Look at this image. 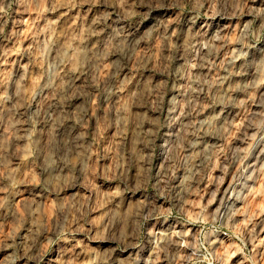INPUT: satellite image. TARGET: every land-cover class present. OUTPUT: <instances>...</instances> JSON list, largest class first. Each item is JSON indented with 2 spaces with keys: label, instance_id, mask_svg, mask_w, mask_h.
<instances>
[{
  "label": "rangeland",
  "instance_id": "374dc122",
  "mask_svg": "<svg viewBox=\"0 0 264 264\" xmlns=\"http://www.w3.org/2000/svg\"><path fill=\"white\" fill-rule=\"evenodd\" d=\"M101 40L57 142L47 100ZM263 89L264 0H0V264H264Z\"/></svg>",
  "mask_w": 264,
  "mask_h": 264
},
{
  "label": "bare ground",
  "instance_id": "6f19581e",
  "mask_svg": "<svg viewBox=\"0 0 264 264\" xmlns=\"http://www.w3.org/2000/svg\"><path fill=\"white\" fill-rule=\"evenodd\" d=\"M98 18V17H96ZM100 18V17H99ZM159 18V17H158ZM100 20V19H99ZM159 20V19H158ZM222 20V19H221ZM93 22V21H92ZM99 22V21H98ZM98 22H95L96 24H99ZM162 22V21H160ZM221 21L214 22L213 26L210 24H207V30H211L213 28V31H219L221 29ZM95 25V24H94ZM98 26V25H97ZM101 26V25H100ZM216 26V29H215ZM127 27V26H126ZM167 28V27H166ZM97 29V28H96ZM138 28L134 26H130L127 28H123L119 33H116L115 36L119 37L120 35H123V38L121 37L122 41L124 42V52L128 51L129 49L131 50V45L138 40ZM171 30V29H170ZM189 30V29H188ZM99 31V30H98ZM117 31V30H116ZM222 31V30H221ZM171 32V31H170ZM97 33V32H96ZM94 35V33H93ZM97 37H100L99 35H96ZM213 36V35H212ZM102 37V35H101ZM104 37V36H103ZM109 37V36H108ZM107 37V38H108ZM106 38V39H107ZM104 39V38H102ZM111 39V38H109ZM108 39V40H109ZM117 39V38H116ZM120 39V40H121ZM99 40V39H98ZM115 40V39H114ZM107 40H105L106 43ZM108 42V41H107ZM106 45V44H105ZM103 48H104V43L103 41H93V43H88L87 44V51L84 54H81L80 57V64L77 67H69V68H64L61 73V85L58 88V91L55 93L54 96L50 97L48 101V105L45 108V119L48 125H50L51 134L54 136L55 141L61 142L64 144H69L76 139V129H75V124L76 121L82 117L83 112L81 108L79 107V104H81V100L86 96H84V93H91L90 88L92 81H90L91 76H93V65L100 63L103 60ZM254 52V51H253ZM240 55V54H239ZM236 56V55H235ZM234 56V57H235ZM182 58V57H181ZM237 58V57H236ZM233 59V58H232ZM188 63V61H186ZM189 64V63H188ZM241 64V63H240ZM185 66V65H184ZM188 67V66H187ZM191 67V65L189 66ZM185 69V67L183 68ZM180 70V69H179ZM241 70V69H240ZM184 72V71H183ZM179 73V72H178ZM183 76V75H182ZM181 77V76H180ZM93 80V79H92ZM90 81V82H89ZM181 81V80H180ZM96 87V86H95ZM93 88V87H92ZM263 88V87H262ZM238 89V88H237ZM176 91L179 90L175 88ZM174 90V92H175ZM264 90V89H263ZM93 91V90H92ZM119 90H116L114 94H111L110 97H116V94ZM172 91V90H171ZM96 92V91H95ZM238 93V92H237ZM263 93V92H262ZM104 94V93H103ZM173 96H177L178 93H172ZM225 94V93H224ZM94 95V93H93ZM102 95V94H101ZM227 95H231V92L227 91ZM226 95V96H227ZM68 96V98L66 97ZM106 96V94H104ZM223 96V94H222ZM225 96V95H224ZM43 97V94L40 96L39 99ZM100 97V96H99ZM254 97V96H253ZM256 97V96H255ZM87 100L89 97H86ZM100 99V98H99ZM103 99V98H102ZM105 99V98H104ZM108 99V97H106ZM114 99V98H112ZM175 99V98H174ZM86 100V99H85ZM86 100V101H87ZM172 100V99H171ZM39 101V100H38ZM84 101V100H83ZM85 102V101H84ZM230 103V101H229ZM171 106V105H170ZM224 106V105H223ZM223 106L221 108H223ZM171 108V107H169ZM174 108V107H173ZM18 115H22L25 112V109L23 107L18 108ZM85 111V110H84ZM88 111V110H87ZM86 111V112H87ZM222 111L226 112V109H223ZM221 111V113H223ZM171 112V114H170ZM220 112V111H219ZM228 112V111H227ZM167 113V112H166ZM175 113V114H174ZM17 114V112H16ZM168 115L171 118V121H174L173 119H181V113H178V118L176 117L177 112L174 110H169L168 109ZM180 115V116H179ZM224 115V114H223ZM86 117V116H84ZM224 117V116H223ZM226 117V116H225ZM222 118V115H221ZM233 118V117H232ZM22 121L24 118H21ZM20 117L16 120V125L19 130L22 129L23 123L21 122ZM83 119V118H82ZM179 120V121H180ZM25 121V120H24ZM82 121V120H80ZM79 121V123H80ZM180 123V122H179ZM82 125V124H81ZM83 127V126H82ZM80 131V130H79ZM205 131V130H204ZM203 131V132H204ZM205 133V132H204ZM210 133V132H209ZM207 134V133H206ZM168 135V134H167ZM166 134L164 135V139L162 142L161 146V152L160 156L161 158L165 155V153L168 151L170 143L168 142V136ZM206 136V135H205ZM163 138V137H162ZM78 140V139H77ZM79 141V140H78ZM81 142V141H80ZM71 145V144H70ZM261 148V147H260ZM62 168L64 166H55L52 168V172L57 173L61 172ZM185 184V183H184ZM187 184V183H186ZM189 184V183H188ZM182 187V185H181ZM185 188V187H184ZM207 191V190H206ZM212 193V192H211ZM37 195L39 193L37 192ZM234 202V201H233ZM232 202V203H233ZM264 227V226H263ZM172 226L168 225L166 228H163L164 230L160 232V238H166L167 236H170V233L173 232L174 230L171 229ZM178 233V231H177ZM184 236V235H183ZM151 239V238H150ZM149 241V240H148ZM151 244V243H150ZM121 254V253H120ZM123 255V254H121ZM115 259V258H114ZM122 262V258L118 254V256L115 259L114 264H120ZM109 264V263H108Z\"/></svg>",
  "mask_w": 264,
  "mask_h": 264
}]
</instances>
